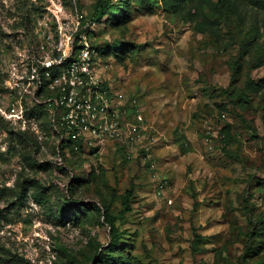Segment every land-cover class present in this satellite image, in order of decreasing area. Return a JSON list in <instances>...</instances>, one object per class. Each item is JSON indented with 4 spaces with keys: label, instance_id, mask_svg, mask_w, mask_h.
<instances>
[{
    "label": "rangeland",
    "instance_id": "obj_1",
    "mask_svg": "<svg viewBox=\"0 0 264 264\" xmlns=\"http://www.w3.org/2000/svg\"><path fill=\"white\" fill-rule=\"evenodd\" d=\"M84 42L129 161L41 114ZM0 264H264V0H0Z\"/></svg>",
    "mask_w": 264,
    "mask_h": 264
},
{
    "label": "built area",
    "instance_id": "obj_2",
    "mask_svg": "<svg viewBox=\"0 0 264 264\" xmlns=\"http://www.w3.org/2000/svg\"><path fill=\"white\" fill-rule=\"evenodd\" d=\"M97 63L94 51L84 42L58 75L46 73L51 83L49 94L38 104L44 106L58 148L73 143L75 148H104L106 142H114L126 149L131 160L143 139V117L138 115V124L129 130L122 126L115 100L97 71ZM35 89V94L44 91L41 80ZM15 112L21 116L22 109L15 106ZM58 162L62 166L60 158Z\"/></svg>",
    "mask_w": 264,
    "mask_h": 264
},
{
    "label": "trees",
    "instance_id": "obj_3",
    "mask_svg": "<svg viewBox=\"0 0 264 264\" xmlns=\"http://www.w3.org/2000/svg\"><path fill=\"white\" fill-rule=\"evenodd\" d=\"M92 48V50L94 51V56L95 57H97V56H99V54L101 53V49H95V48H93V47H91ZM110 50H108V52H109ZM107 53V52H106ZM68 62H64V66H66V64H67ZM49 72V70H44V72H43V74L45 75L46 73H48ZM41 114L43 115V116H45L47 119H48V116H47V113L43 110L42 112H41ZM48 124H49V120H48ZM73 145H74V143L73 144H70V145H68L67 146V148H62L63 149V151L66 153L68 150H69V152H70V150H73ZM83 148V147H82ZM121 158V157H120ZM129 161V159H128V157H127V155H125L123 158H121V161ZM129 197V196H128ZM128 197H126L125 198V205H126V210H129V202H128ZM95 209H96V206L94 205L93 206ZM104 217H105V221H106V223L109 225V227H110V230H112V232H114L115 233V231H116V229H115V220H113L112 218H111V216H109V213H108V211L107 210H104ZM118 245H119V240L116 238L115 240H113L112 241V243H111V247H113V248H117L118 247ZM98 259H99V261H101V263H109V262H113V259H111V258H109V257H107V255L106 254H100L99 255V257H98Z\"/></svg>",
    "mask_w": 264,
    "mask_h": 264
},
{
    "label": "crops",
    "instance_id": "obj_4",
    "mask_svg": "<svg viewBox=\"0 0 264 264\" xmlns=\"http://www.w3.org/2000/svg\"><path fill=\"white\" fill-rule=\"evenodd\" d=\"M125 117H123V125L125 126V127H127V123H126V121H127V119H124ZM157 139H159V138H157ZM156 157H159L160 158V148L158 147V149H157V156Z\"/></svg>",
    "mask_w": 264,
    "mask_h": 264
}]
</instances>
